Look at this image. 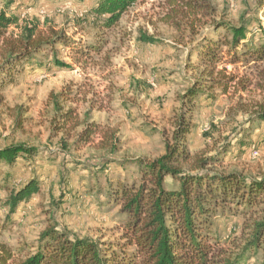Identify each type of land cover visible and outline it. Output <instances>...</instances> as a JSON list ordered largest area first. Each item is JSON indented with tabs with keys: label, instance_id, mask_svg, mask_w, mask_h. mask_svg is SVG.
I'll return each mask as SVG.
<instances>
[{
	"label": "rangeland",
	"instance_id": "rangeland-1",
	"mask_svg": "<svg viewBox=\"0 0 264 264\" xmlns=\"http://www.w3.org/2000/svg\"><path fill=\"white\" fill-rule=\"evenodd\" d=\"M98 1L17 0L19 10L11 9L19 17V25L10 27L15 36L36 22L39 34L64 29L76 42L103 43L101 52L92 53L86 64L74 62L70 47L60 49L59 57L72 63V69L52 67L51 54L44 58V64L52 68L48 73L25 65L0 94L4 98L0 102V148L19 143L36 148L32 155H20L12 166L0 163V243L18 251L24 246L34 248L41 232L57 224L71 234L101 243L118 240L124 216L110 201V179L131 182L139 170L133 163L108 165L113 156L97 148L100 134L116 130L120 147L116 159L162 155L182 108L181 94L199 77V71L187 67L196 60L192 50L201 28L203 32L212 18L234 25L243 17L264 21L260 0H212L214 12L202 17L198 25L183 14L179 0H139L107 30L95 23L90 12ZM3 7L0 0V11ZM254 30L255 35L249 32L248 37L258 44L257 25ZM210 34L218 38L212 30ZM144 35L156 42L143 41ZM222 68L236 76L238 85L218 99L199 97L191 105L195 127L188 136L190 151L194 156H224L222 164H213L219 171L264 175V121L251 117L257 103L264 102V61H238L219 65ZM61 91L65 92L64 111L73 108L81 122L75 127L70 121L68 131L76 136L88 118L100 127L95 144L80 150L62 147L67 131L54 129L55 109L50 99L52 92ZM66 140L69 145L74 142ZM223 149L229 151L224 154ZM31 178L40 182V191L10 214L11 191ZM170 180L172 187L178 186ZM230 212L215 217L212 228L220 240L218 248L229 254L241 249L253 221L259 218ZM244 258V264H264V240Z\"/></svg>",
	"mask_w": 264,
	"mask_h": 264
},
{
	"label": "trees",
	"instance_id": "trees-1",
	"mask_svg": "<svg viewBox=\"0 0 264 264\" xmlns=\"http://www.w3.org/2000/svg\"><path fill=\"white\" fill-rule=\"evenodd\" d=\"M138 1L99 0L90 12L101 29L109 30ZM179 1L183 14L192 17L194 25L214 12L212 0ZM3 3L0 11V94L26 69L25 65L50 72L51 65L44 64V58L49 54L52 67L72 69V63L59 57L58 52L62 48L70 47L74 62L82 64L88 63L92 53L102 50V42L98 45L76 42L67 36L64 29L52 30V35L39 34L36 22L25 25L22 33L15 36L10 27L19 25V17L12 10L14 7L19 10L21 4L17 0H3ZM259 7L264 9V0H260ZM207 25L203 32L201 28L194 42L192 52L197 53L196 60L187 67V70L199 71V77L181 94L182 108L175 116L171 140L166 143L165 152L158 157L116 159L114 155L120 150L116 130L107 129L100 134L99 125L88 118L84 120L86 124L82 132L74 136L67 125L70 121L75 127L81 125L75 110L68 108L64 111L61 101L64 91L51 93L55 109L54 129L67 131V137L62 138L64 149L69 151L75 147L80 150L93 145L99 133L102 139L97 148L113 156L108 165L118 162L124 167L126 163H133L139 170V175L131 182L110 179V201L124 216L120 238L101 243L89 236L71 234L58 224L50 225L41 232L34 248L24 246L18 251L0 243V264H244L245 254L260 248L264 240V175L250 176L213 169V164L224 162V156H194L188 136L195 127L191 105L199 97L216 99L217 96L218 99L219 95L229 94L238 85L236 76L228 73L227 68L219 69V65L264 61V21L243 17L239 24L234 25L212 18ZM256 25V34L260 32L259 43L253 44L254 37L249 38L248 34L253 32L255 35L253 29ZM175 26L180 24L175 23ZM211 30L218 34L217 39L211 36ZM142 40L156 42L148 35H144ZM224 45H227L226 49ZM3 101V96H0V102ZM251 117L264 121V102L257 103ZM67 138L74 142L67 144ZM223 150L224 154L229 151ZM34 152L36 148L24 143L1 147L0 163L12 166L20 155H32ZM129 159L132 162H128ZM94 169L97 174L101 173L98 168ZM170 179L178 186L172 187L168 182ZM40 189V182L31 178L19 189L12 190L7 200L9 213L17 212L20 205L32 199ZM225 210H230L232 215L259 216L253 221V230L245 244L231 254L218 248L220 240L212 230L213 219Z\"/></svg>",
	"mask_w": 264,
	"mask_h": 264
}]
</instances>
